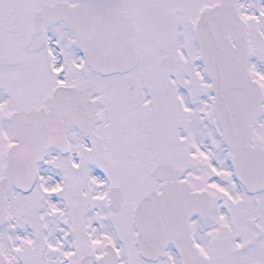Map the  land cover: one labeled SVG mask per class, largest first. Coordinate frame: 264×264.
<instances>
[{"label":"snow or ice","instance_id":"obj_1","mask_svg":"<svg viewBox=\"0 0 264 264\" xmlns=\"http://www.w3.org/2000/svg\"><path fill=\"white\" fill-rule=\"evenodd\" d=\"M0 264H264V0H0Z\"/></svg>","mask_w":264,"mask_h":264}]
</instances>
